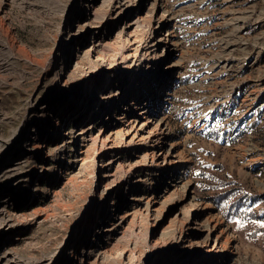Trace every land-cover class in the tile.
Segmentation results:
<instances>
[{
	"label": "rangeland",
	"instance_id": "obj_1",
	"mask_svg": "<svg viewBox=\"0 0 264 264\" xmlns=\"http://www.w3.org/2000/svg\"><path fill=\"white\" fill-rule=\"evenodd\" d=\"M111 1L97 0L96 15L85 19L80 8L89 0H0L1 264L182 263L169 256L176 210L155 227L163 208L148 216L138 199H125L131 190L120 182L127 163L151 147L134 152L121 143L117 86L128 84L134 67L141 78L161 74L153 71L156 58L148 68L150 55L130 48L123 20L108 26ZM163 1L155 13L173 18L156 36L174 37L179 66L167 77L170 95L158 115L182 159L188 199L206 205L202 218L214 216L232 240L212 264H264V0ZM129 33L143 43L147 20ZM105 80L107 103L92 94ZM87 124L92 134L112 127L114 146L74 141ZM138 165L134 178L144 181L134 194L147 197L149 182L164 173ZM111 203H122L123 223L100 238L86 234L81 223ZM203 258L187 264H206Z\"/></svg>",
	"mask_w": 264,
	"mask_h": 264
},
{
	"label": "bare ground",
	"instance_id": "obj_2",
	"mask_svg": "<svg viewBox=\"0 0 264 264\" xmlns=\"http://www.w3.org/2000/svg\"><path fill=\"white\" fill-rule=\"evenodd\" d=\"M96 1L97 0H89L88 3L85 2L83 6L81 5L80 14H82L85 19H89L91 16L94 17L96 15L97 9L99 8L95 5ZM148 1L149 0H113L110 2L105 12L110 18L107 20L108 26L112 24L113 27H118V24L122 20L125 22L122 29L124 28L123 34L128 38L131 35L129 33L131 25L144 18L147 20L150 34L145 37L143 43L136 45L137 42L135 39L126 38V40L132 50H143L150 55L145 61L148 68L150 67V61L156 58L153 71L155 74H161L160 77H155L154 75V77L148 76V78H141L136 67H134L131 69L132 74L128 84L117 86L116 91L118 97L116 103L117 105H123L121 112L116 114L115 117V120L121 126V143L124 144L125 148L128 147L129 149H133L134 152L147 144H150L151 147L150 152L148 154L146 153L142 160L136 159L127 163V177L125 176L120 182H127L128 188L131 190L129 193L130 198L125 197V199H138L137 208H140V210L148 216L152 217V215H156L158 208H163L162 219L161 217L156 219L154 223L155 227L165 220L166 216H168L173 209L176 210L174 215H172L173 217H171V221L178 225L177 236L173 241L172 253L169 256H181L182 263L180 264L191 263L198 258L202 259V257L206 260V264H212V261L217 258L222 252V249H224L223 241L229 244L232 240L230 236H225L226 229L220 227L219 222H217L214 216L202 218L206 213V205L188 199V194L186 193L187 184L182 183V178L180 176L182 159L176 147L167 140L165 117L158 115V111L166 107V103L169 99L168 96L170 95V91H163L166 84H168L167 77L179 66L178 61L175 60V57L178 55V44L171 34H168L167 37L166 35L164 37L156 36L162 27L168 24L173 18L170 13L166 11H162L160 15L155 13L156 9L161 8L164 2L163 0H152L150 3L151 7H148L149 9L147 8V12L150 11V13L145 14V16L140 15V9H142ZM133 13H136L135 19H132V22L128 21V18H130ZM105 31L108 32L109 35L110 30L105 28ZM161 46L163 47L162 52H160L161 54L156 53L158 47ZM162 66H165V69H162ZM137 85L139 86L137 87ZM110 87V81L105 80L96 89L92 90V94L96 96L95 98H97V101L98 99L100 101L105 100L104 103H107V98L109 96L106 95V91ZM160 88L161 91L157 94L156 89ZM162 92L163 94H161ZM73 100L77 102L81 101L79 96L74 97ZM84 106L89 107V104L86 103ZM94 112L93 116L99 113L98 110ZM110 128L112 127L109 126L108 129H106V131H108L107 133L100 129L99 131L97 130V133L92 134V125H82L80 130L76 133L77 136L74 137V141L78 139L82 142L89 141L90 143L93 141H104L105 144H107L106 146L112 147L114 146L112 136L113 133L116 134V131H112ZM82 145L85 147L87 143ZM139 163H145V166H148V168L154 167L158 170H162L164 173L161 181L149 182L152 193L147 197L136 196L134 194V186L144 181L143 178L142 180H140V178H134V172H137V169L142 167L138 165ZM108 174L112 175L113 173ZM116 184H118V182ZM110 187H114V185ZM125 199H123V202H125ZM186 199H188L189 202L182 204L184 205L182 206L181 203ZM104 209L105 211L100 213L95 219L94 217L85 219L81 223L82 229L86 234L93 231L100 238L104 231L106 232L113 228H118L127 217L126 212H123L122 203H118L117 205L111 203ZM5 258L4 254L0 255V264L3 260H6ZM165 262L168 263L169 260L166 259Z\"/></svg>",
	"mask_w": 264,
	"mask_h": 264
}]
</instances>
